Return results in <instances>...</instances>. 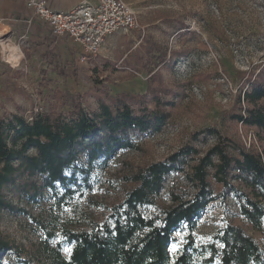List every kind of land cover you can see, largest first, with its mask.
<instances>
[{"label": "rangeland", "instance_id": "obj_1", "mask_svg": "<svg viewBox=\"0 0 264 264\" xmlns=\"http://www.w3.org/2000/svg\"><path fill=\"white\" fill-rule=\"evenodd\" d=\"M124 1L137 15L145 33L120 31L109 36L104 44L111 38L112 47L106 59L99 54L85 64L74 60L64 64H31L25 62L18 48L4 47L11 45V39L0 33V118L16 114L27 120L45 112L49 104H56L59 112L66 114L78 99L88 113H93L98 110L95 92L111 97L142 95L157 71L163 83L173 89L168 95L162 94L166 102L173 100L174 105L161 130L130 133L138 149L119 150L107 160L101 157L92 163L80 151L77 167L67 171L68 178L73 176L77 181V189L73 186L75 200L90 198L96 205L88 213L99 220L107 217L109 206L124 198L125 186L118 182L116 174L125 164L163 161L189 147L203 154L217 137L241 139L248 149L255 142L254 131L235 122L234 115L239 110L237 97L247 75L264 66V0ZM154 44L167 51L168 56L171 51L185 55L173 66L162 63L157 51L150 55L145 52ZM12 55H19L21 62L11 68L7 60ZM123 57L127 58L125 62ZM176 168L164 179L161 203H168L171 189L192 192L182 171L185 165L181 162ZM5 192L16 207L0 214V238L12 244L14 251L5 252L0 264H49L41 250L47 233L40 224L52 212L49 206L54 194L45 189L36 202H31L19 195L16 187H8ZM56 192L60 194L63 189L57 185ZM240 202L234 192L224 198L214 197L192 228L184 224L173 232L170 255L185 251L190 264H220L218 259L210 261V256L213 247L221 248L214 239L216 234L229 223L245 228L264 251V234L255 232L237 217ZM158 213V207L143 208L145 216ZM58 216L59 225L66 226V220H71L67 222L73 230L81 226L69 212ZM59 234L54 233L49 248L55 249L60 242L61 253L68 258L71 245Z\"/></svg>", "mask_w": 264, "mask_h": 264}, {"label": "trees", "instance_id": "obj_2", "mask_svg": "<svg viewBox=\"0 0 264 264\" xmlns=\"http://www.w3.org/2000/svg\"><path fill=\"white\" fill-rule=\"evenodd\" d=\"M153 51L159 53L160 62L171 66L185 55L171 51L168 56L156 44L145 50L147 55ZM171 91L157 71L142 95L111 97L95 92L98 110L93 113L78 99L66 114H61L56 104H49L45 112L34 114L31 122L16 114L0 118V214L16 207L5 192L8 187H16L18 194L31 202H36L43 190L52 191V212L40 224L47 233L41 250L49 264H190L185 251L170 255L173 232L184 224L192 228L214 197L224 198L231 192L241 200L237 217L264 234V66L247 75L237 97L239 110L234 120L254 131L255 142L248 149L241 139L217 137L203 154L189 147L163 161L125 164L116 174L125 186L124 198L107 208L103 220L88 213L96 205L90 198L75 200L73 186L77 189V181L66 173L77 167L80 151L92 163L101 157L107 160L119 150L138 149L130 133L161 130L174 105L162 94ZM134 105H138L136 109ZM181 162L192 192L171 189L168 203H161L164 179ZM57 185L63 189L60 194ZM145 206L158 207L159 213L145 216ZM66 212L81 223L77 230L69 227L67 221L71 220H66V226L58 224V215ZM55 232L71 245L68 258L61 253L60 242L55 249L49 248ZM214 239L221 248H212L210 261L264 264V251L242 226L229 223ZM7 251H14V246L0 238V257Z\"/></svg>", "mask_w": 264, "mask_h": 264}, {"label": "built area", "instance_id": "obj_3", "mask_svg": "<svg viewBox=\"0 0 264 264\" xmlns=\"http://www.w3.org/2000/svg\"><path fill=\"white\" fill-rule=\"evenodd\" d=\"M26 7L54 37H66L76 44L81 64L98 56L106 38L117 32L145 33L137 15L124 0H84L67 12L52 11L42 0H27Z\"/></svg>", "mask_w": 264, "mask_h": 264}, {"label": "crops", "instance_id": "obj_4", "mask_svg": "<svg viewBox=\"0 0 264 264\" xmlns=\"http://www.w3.org/2000/svg\"><path fill=\"white\" fill-rule=\"evenodd\" d=\"M42 1L52 11L67 12L84 0ZM26 2L27 0H0V33L11 39V45L5 44L4 47L14 50L18 48L25 62L31 64L47 65L50 62L64 64L73 60L77 63L79 50L76 44L66 37H54L48 27L33 16L26 7ZM14 40L17 43H14ZM110 43L111 38L107 39L100 50V57L103 59L108 57L112 47ZM20 45L23 46V50H20ZM13 56L7 60V63H11L9 64L11 68L21 62L19 55L17 58ZM6 70L10 71L9 68Z\"/></svg>", "mask_w": 264, "mask_h": 264}, {"label": "snow or ice", "instance_id": "obj_5", "mask_svg": "<svg viewBox=\"0 0 264 264\" xmlns=\"http://www.w3.org/2000/svg\"><path fill=\"white\" fill-rule=\"evenodd\" d=\"M174 250H175V248H174Z\"/></svg>", "mask_w": 264, "mask_h": 264}]
</instances>
